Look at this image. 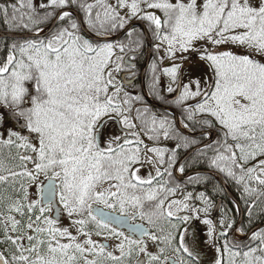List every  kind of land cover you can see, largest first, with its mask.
<instances>
[{"label":"snow or ice","instance_id":"obj_1","mask_svg":"<svg viewBox=\"0 0 264 264\" xmlns=\"http://www.w3.org/2000/svg\"><path fill=\"white\" fill-rule=\"evenodd\" d=\"M0 17L30 34L0 45V264H201L185 225L211 201L192 209L173 183L177 150L201 143L249 209L248 226L220 219L222 243L203 220L212 264H264V229L250 227L264 215V0H15ZM133 19L171 61L179 121L134 107L117 79V51L141 45L135 29L128 44L108 37Z\"/></svg>","mask_w":264,"mask_h":264},{"label":"trees","instance_id":"obj_2","mask_svg":"<svg viewBox=\"0 0 264 264\" xmlns=\"http://www.w3.org/2000/svg\"><path fill=\"white\" fill-rule=\"evenodd\" d=\"M13 2H15V0H1L0 5L8 6ZM38 2L43 3L44 0H33L34 4H37ZM86 2L95 4L96 0H86ZM109 2H112V0H109ZM71 10L78 13L82 17L83 21H85L86 17L84 15L83 11H80L76 6H73V8ZM95 10H100V9L97 8ZM132 22L133 21H131L130 24ZM143 22L146 24V26L148 28L147 22H145V21H143ZM85 25H86V23H85ZM128 25H126V26L128 27ZM45 27H47V26H45ZM86 27H87V25H86ZM132 29H135V32H134L133 36L131 37V39L133 41H136L138 39L140 41L141 46L137 48V47H135V44H132L131 47L134 48L135 50L129 51V49L126 48L125 53H127V54L131 53V55L133 53H136V55H137L140 52L141 57L139 58L140 61H138V64H139V69H141L142 64L144 63V59L146 57H148L147 41H146L145 34H144V32L140 26H133L129 31H131ZM6 31H9L12 33L13 32L22 33V32H26L27 30H20V29L14 28V27L10 28L9 25L4 23L3 18L0 17V32H6ZM121 31H122V29H118L116 32L112 33L111 35L115 36V35H117V33L119 34ZM148 32L150 35L149 39H151V43H152V49H151L152 58L150 59L148 69L146 70L147 71L146 76H145L146 89L148 90L147 92H149L153 101L157 102V104L159 106H166L168 109L162 110V108H159V106H157L153 103H150V101L147 99V97L141 92L142 89H141L140 82H137L135 84L136 89L133 92H129V94L132 96H141L143 98L144 103L141 104L140 102H135L134 107L143 108L146 106L150 109V111L152 113H155L158 115L168 114L170 116V118H173V117L175 118L174 113L177 112L178 116L180 118V108L173 103L175 97L179 93L178 92L169 93L167 91L169 86L176 89L177 83L175 85L172 83L169 84V82L164 77L165 74L163 71V69H164L163 55L160 52V50L158 51L156 49L155 45L158 43V41H156L153 38L152 33L149 30V28H148ZM82 33H83V31H82ZM20 39H23V38L22 37H19V38L15 37V38H8V39H0V44L1 45L5 44V43L8 44L9 42L11 44L12 42H14L16 40H20ZM112 41L124 42L125 44H128L129 38L127 37V33H125L118 40H112ZM153 64L156 65L155 72L153 71V67H152ZM124 67L126 68L125 65H124ZM154 75L158 79H157V82L155 84V87L153 88V76ZM184 82L185 83L187 82L186 77H185ZM168 110H171L172 112H167ZM198 133H199V129H197V132L195 133V138L197 140H200L201 137L198 136ZM215 138L216 137H215V133H214V138H212V140H215ZM174 144H175L174 141H164L162 146H165L168 148H173ZM196 146H198V145H193V146H190L188 148H181V149L177 150L178 151V162L181 160V158L183 157V155L187 151H189L190 149H192ZM200 150H204V149L200 148ZM211 154H212L211 151H208V155L211 156ZM182 163L185 165V172H188V171H191V170L197 168V169L208 170L213 175H211L209 173L208 174H196V175L190 176L192 179H189L188 176H187V178H181V177L177 176L175 174V171H174L173 172V183L178 184L180 186V188L178 189V191L176 193V196L178 194L181 195V193L187 194L190 192V193H192V198L190 199V203L193 205L199 206V199H200L199 194L204 193L205 196L211 201V203L213 202L215 204V203H218L219 201L221 203H223V209L218 211L219 221L223 216L227 215V216H229L235 220L236 226L238 224H239V226L241 224L248 226V218H249L248 205L245 203V200L241 198V190L234 181H232L230 178H228L226 176V174L221 173L217 169L210 167L208 160L205 157L199 156L197 151H195L187 159V161H183ZM217 176L222 177L224 179V181L228 185L229 191L233 195L234 199L237 201V203L240 204V207L242 210L241 217L237 216V212H236V209H235L234 203H233V198H231V196L228 194L229 191L221 183H219L220 181L216 178ZM164 179L166 180V179H168V177L165 176ZM226 203H228L230 205V208H231V211L233 212V215H232V213H230V210L226 207ZM252 215H253V222L250 226L251 228H256L258 225L263 224L264 215L259 214V208L253 209ZM261 229H264V226L259 227L257 230H261ZM219 233L221 234L220 228L218 230V234ZM230 235H231V233H230Z\"/></svg>","mask_w":264,"mask_h":264},{"label":"rangeland","instance_id":"obj_3","mask_svg":"<svg viewBox=\"0 0 264 264\" xmlns=\"http://www.w3.org/2000/svg\"><path fill=\"white\" fill-rule=\"evenodd\" d=\"M112 2H114V0H112ZM134 20H136V19H133L132 21H134ZM160 52L162 53V55L164 57L165 54H164L163 48L160 49ZM117 55H122V53L117 51ZM170 64H171V61L167 58H164V61H163L164 68L169 67ZM187 67L188 66L185 65V68H187ZM164 74H165L164 77L169 82V84H171V83L174 85L176 84V82H173L171 80V78L166 73H164ZM7 117L8 116L5 115V119H8ZM13 126H14L13 124L7 125V127H13ZM212 138H214V133L211 136V139ZM141 174L146 175V170L142 171ZM175 198H182V196L180 194H178ZM188 203L190 204L192 209H200V208H203L205 206L204 201H202L201 199H199V206L191 204L190 200L188 201ZM211 204H212V206L209 209L207 214H205L203 212H200L198 214L195 211L191 212L192 219L189 221V223L187 225H185V227L188 228V233H187L188 241L197 243L198 251L200 253L201 264H212V260H213V257L215 255L214 249L204 245V240L207 239V228H208V226L203 223V220L205 218L212 219L214 221V223L217 224V222H216L217 216L215 215V204L213 202ZM235 207H236L235 209L238 210V207L237 206H235ZM182 214H189V213L183 212ZM65 223H67L66 220H65ZM216 235L219 238L220 242L222 243L223 240L225 239V237L221 236L220 233L218 234V229L216 231Z\"/></svg>","mask_w":264,"mask_h":264},{"label":"flooded vegetation","instance_id":"obj_4","mask_svg":"<svg viewBox=\"0 0 264 264\" xmlns=\"http://www.w3.org/2000/svg\"><path fill=\"white\" fill-rule=\"evenodd\" d=\"M134 21H136V20H134ZM137 21H139V20H137ZM7 32V31H6ZM13 33H15V32H13ZM12 33V34H13ZM22 33H28L27 31L26 32H22ZM83 34L85 35V36H87L88 38H90V39H92L91 37H89L86 33H84L83 32ZM9 38H11V37H9ZM15 38V37H14ZM16 38H19V37H16ZM122 55L123 56H125V55H127V53H122ZM141 57V54H140V52L136 55V53H133L132 54V63L133 64H131L130 63V61L128 62V63H125V61L122 63V70L118 73V74H116V76H117V78H118V80H121L122 81V83L124 84V86H125V90L127 91V92H133L135 89H136V87H135V84L137 83V82H140V85H141V77H142V70L144 69V65H145V63H146V60H147V57L144 59V63L142 64V67H141V69H139V64H138V61H140L139 60V58ZM151 58H152V55H151ZM150 58V59H151ZM149 63H150V60H149ZM149 63H148V65H147V67H146V69L144 70L145 71V73H144V85H145V76H146V73H147V69H148V66H149ZM124 65L126 66V68L124 67ZM129 65H132V67H129ZM135 78V79H134ZM132 79H134V80H132ZM132 80V81H131ZM145 87H146V85H145ZM141 89H142V85H141ZM142 91H143V89H142ZM141 91V92H142ZM143 94H144V92H142ZM138 95V94H137ZM145 95V94H144ZM150 103H153V102H150ZM154 104V103H153ZM155 105H158L157 103L155 104ZM163 107H165L164 109H168L166 106H163ZM160 108V107H159ZM163 110V109H162ZM6 116H8L7 114H6ZM8 119H5V121H6V123H5V127H7V125L8 124H13L14 125V122L9 118V117H7ZM109 131H111V128L109 129ZM180 174V173H179ZM221 209H223V203H220V207L217 209V210H215V215L217 216V218H216V222H217V229L219 230V215H218V211L219 210H221Z\"/></svg>","mask_w":264,"mask_h":264},{"label":"water","instance_id":"obj_5","mask_svg":"<svg viewBox=\"0 0 264 264\" xmlns=\"http://www.w3.org/2000/svg\"><path fill=\"white\" fill-rule=\"evenodd\" d=\"M75 15H76V17L77 18H79V20L81 21V28H82V30L89 36V37H91L92 39H95V36H94V34H92L91 32H89L88 30H87V28H86V26H85V24H84V22H83V20H82V18H81V16L78 14V13H76L75 11H72ZM135 25H139V26H141V29L143 30V32H144V34H145V37H146V40H147V46H148V53H149V56H148V58H147V60H146V63H145V65H144V69L142 70L143 72H142V77H141V85H142V89H143V91L142 92H144L145 94H146V89H145V85H144V73H145V69H146V67H147V65H148V63H149V60H150V58H151V40L149 39L150 38V35H149V33H148V30H147V27H146V25L144 24V22H142V21H135V22H133V23H131V24H129L128 25V27L126 26V28L118 35V37L117 36H115V37H112L113 39H119V38H121L125 33H127V31H129L133 26H135ZM5 32H0V35H3ZM4 35H6V36H9V37H27V36H29L30 34L29 33H27V34H16V33H8V34H4ZM131 59H130V54L129 55H126L125 56V62L126 63H128L129 61H130ZM130 63L131 64H133L132 63V61H130ZM135 79V78H134ZM134 79H132V80H134ZM131 80V81H132ZM150 100V99H149ZM174 116H175V118L177 119V121H179V118H178V116H177V114L176 113H174ZM179 126V125H178ZM182 127V126H181ZM185 132H187L186 130H185ZM200 147H203V144L201 145V146H199V147H197V148H200ZM197 148H193L191 151H190V153L191 152H194L195 150H197ZM198 172H205V171H201V170H192V171H190L189 173H187L188 175H193V174H196V173H198ZM220 179V182L223 184V185H225V183H224V180H223V178H219ZM220 207V203L218 202V203H216V210L218 209ZM262 225H264V222H263V224H260L259 226H257L256 228H254V229H257L258 227H260V226H262Z\"/></svg>","mask_w":264,"mask_h":264},{"label":"bare ground","instance_id":"obj_6","mask_svg":"<svg viewBox=\"0 0 264 264\" xmlns=\"http://www.w3.org/2000/svg\"><path fill=\"white\" fill-rule=\"evenodd\" d=\"M1 1V0H0ZM123 31V30H122ZM121 31V32H122ZM120 32V33H121ZM8 33H12V32H9V31H7V32H5L4 34H8ZM16 33H19V32H16ZM119 33V34H120ZM0 35V39H8L9 38V36H6V35ZM118 33H117V35H115V36H117L118 37V35H119ZM110 37V36H109ZM8 44H10V42L8 43ZM1 45V44H0ZM154 104H156L157 102H155V101H152ZM176 114H177V116H178V113L177 112H175ZM178 118H179V116H178ZM198 136H199V133H198ZM203 143H201L200 145H198V146H196V147H194V148H197V147H199V146H201ZM200 148H203V147H200ZM199 148V149H200ZM193 149V148H192ZM192 149H190L189 151H187L184 155H183V157L181 158V160L178 162L179 164H183L182 162L183 161H187V159L195 152V151H197V150H195L194 152H191L190 153V151L192 150ZM193 170H201V171H205V172H198V173H196V174H208V170H205V169H197V168H195V169H193ZM175 171V174L177 175V176H179V177H181V178H187V176L188 177H190V176H193V175H196V174H193V175H188L187 173H189L190 171H188V172H184L183 174L182 173H180V174H177V173H179V171L178 170H174ZM219 181H220V177L219 176H217L216 177ZM222 178V177H221ZM224 180V179H223ZM219 183H221V182H219ZM224 183H225V181H224ZM222 184V183H221ZM223 185V184H222ZM228 191H229V187H228V185L225 183V185H223ZM228 194L231 196V198H233V203H234V207L235 206H237L238 207V210L236 209V212H237V216L238 217H241V214H242V210H241V207H240V204L239 203H237V201L234 199V197H233V195L231 194V192L229 191L228 192ZM219 203H221L220 201H219ZM226 207L230 210V213H232V215H233V212L231 211V208H230V205L228 204V203H226ZM236 208V207H235ZM259 226V225H258ZM262 226H264V225H262ZM236 227H239V224L236 226ZM261 227V226H260ZM259 228V227H258ZM257 228V229H258ZM256 229V230H257Z\"/></svg>","mask_w":264,"mask_h":264}]
</instances>
